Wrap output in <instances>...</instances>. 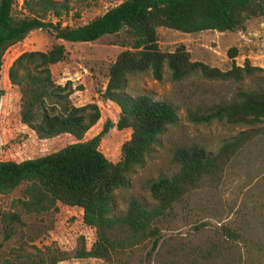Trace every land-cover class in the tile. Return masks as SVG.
<instances>
[{
    "label": "trees",
    "instance_id": "trees-1",
    "mask_svg": "<svg viewBox=\"0 0 264 264\" xmlns=\"http://www.w3.org/2000/svg\"><path fill=\"white\" fill-rule=\"evenodd\" d=\"M81 1L21 0L15 10V0H0V69L4 50L30 31L47 30L55 40L45 50L20 52L7 66V81L19 93L20 121L40 139L62 133L75 139L38 156L0 160V197L20 186L16 201L27 214L55 210L57 205L80 210L81 222L93 229L94 240L88 249L75 251L76 257L133 264L130 257L135 250L150 244L146 256L151 257V264H239L233 231L222 228L207 240L193 241L163 236L161 230L166 226L165 216L183 195L203 184L218 183L226 165L251 139L264 142V67L253 66L247 59L236 65L234 47L226 50L231 63L225 70L191 60L182 44L162 51L156 29L186 34L241 29L250 18L264 22V0H122L84 24L62 26L61 15ZM104 35H115L116 44L124 48L108 65L99 92L119 109L115 127L130 130L115 162L98 150L99 134L81 141L99 117L96 104H70L71 83H56L50 72V66L66 55L59 41L92 42ZM164 67L168 79L177 84L191 77L225 84L247 81L246 88L200 99L194 108H185L190 122L222 121L243 129L223 139L214 150L193 140L175 142L170 148V169L141 182L146 198L130 196L119 209L116 195L129 187V175L142 166L153 147L160 146L161 136L177 121L172 102L127 93V78L149 72L159 81ZM10 217L17 218L16 214ZM60 259L52 256L49 263ZM0 264L17 263L4 259Z\"/></svg>",
    "mask_w": 264,
    "mask_h": 264
},
{
    "label": "rangeland",
    "instance_id": "rangeland-1",
    "mask_svg": "<svg viewBox=\"0 0 264 264\" xmlns=\"http://www.w3.org/2000/svg\"><path fill=\"white\" fill-rule=\"evenodd\" d=\"M122 0H83L72 3L67 13L60 17L61 25L75 26ZM15 10L18 4L15 3ZM54 21L53 18H50ZM157 44L162 51H172L182 44L191 60L203 62L220 70L229 68L231 60L226 55L234 47L233 62L241 65L247 59L251 65L264 67V22L250 18L243 28L218 32L206 30L181 33L172 29H156ZM115 35H104L92 42H64L65 58L52 66V79L59 84L69 81L73 91L68 96L72 105L96 104L99 117L88 128L81 141L100 135L98 150L111 162L119 158V146L129 138V129L115 127L119 109L99 95L104 88L107 67L122 47L116 44ZM51 33L43 29L30 31L22 40L8 46L2 55L0 87V160L20 161L56 150L75 139L66 133L49 139L37 138L35 133L19 119V93L6 78L11 60L25 50H45L54 42ZM246 88L242 84L210 82L191 77L174 83L167 70L159 81L149 72L129 76L125 91L130 95L145 94L152 99H165L176 107L177 121L161 136L160 146L152 148L144 157L141 167L129 175V187L116 195L117 208L123 209L130 196L146 198L140 184L159 172L170 169V148L177 141L193 140L207 150H214L225 138L238 133L241 127L222 121L207 124L186 119L185 108H194L204 98L229 95L234 89ZM20 186L10 194L0 197V262L4 259L17 264H50L52 256H62L54 264H113L110 260L93 257H76L79 248L88 249L94 240L93 229L83 225L81 212L57 205L55 210L27 214L16 201ZM16 214L17 218L10 217ZM163 236H184L188 240H207L225 228L236 237L234 246L239 253V264H264V142L253 138L226 165L218 183L192 190L173 204L164 218ZM150 244L139 247L130 257L133 264H151L146 256Z\"/></svg>",
    "mask_w": 264,
    "mask_h": 264
},
{
    "label": "crops",
    "instance_id": "crops-1",
    "mask_svg": "<svg viewBox=\"0 0 264 264\" xmlns=\"http://www.w3.org/2000/svg\"><path fill=\"white\" fill-rule=\"evenodd\" d=\"M15 1L17 2L18 6H19L21 3V0H15ZM1 98H2V96L0 97V103H1Z\"/></svg>",
    "mask_w": 264,
    "mask_h": 264
}]
</instances>
